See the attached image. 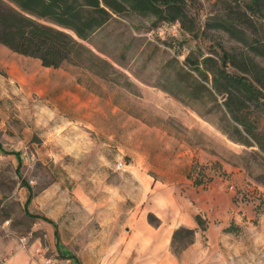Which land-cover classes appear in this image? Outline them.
Returning a JSON list of instances; mask_svg holds the SVG:
<instances>
[{
  "label": "rangeland",
  "instance_id": "1",
  "mask_svg": "<svg viewBox=\"0 0 264 264\" xmlns=\"http://www.w3.org/2000/svg\"><path fill=\"white\" fill-rule=\"evenodd\" d=\"M216 2L192 0L202 26ZM198 29L190 35L178 23L114 15L81 42L108 66L45 68L0 45V264H264V153L230 140L207 98L185 104L162 89L178 94L175 75L190 53L202 59L212 43L242 48L223 32L206 37ZM184 144L214 160L195 162L189 178L200 190L183 188L193 205L173 201L186 219L160 224L157 215L171 216L172 200L160 208L131 165L148 148ZM120 161L127 172L116 169ZM228 185L243 198L241 224L236 211L226 215ZM29 197L28 213L52 221L57 239L52 224L25 214ZM191 210L206 220L205 230L188 225ZM230 224L234 230L225 232ZM180 227L196 229L187 247L173 241Z\"/></svg>",
  "mask_w": 264,
  "mask_h": 264
},
{
  "label": "trees",
  "instance_id": "2",
  "mask_svg": "<svg viewBox=\"0 0 264 264\" xmlns=\"http://www.w3.org/2000/svg\"><path fill=\"white\" fill-rule=\"evenodd\" d=\"M191 4L192 0H0V45L39 60L45 68L57 69L64 64L85 67V62L92 60L108 66L81 42L88 41L114 15L127 12L153 18L156 25L178 23L190 35H195L199 27L206 37V31L223 32L242 48L229 51L212 43L210 55H201L202 59L190 53L175 75L178 94L162 89L185 104L207 98L213 109L222 113L228 129L221 131L230 140L258 147L264 153V65L258 61H264V0H217L218 10L203 26L191 11ZM179 93L185 99H180ZM11 154L19 157V153ZM23 186L28 189L27 183ZM239 192L233 197L237 206L243 200ZM29 201L30 197L24 205L25 214L52 224L57 239L52 221L28 213ZM195 221L206 229L201 215ZM233 225L224 231L232 232ZM195 234V228L180 227L173 241L179 239L187 247L194 242Z\"/></svg>",
  "mask_w": 264,
  "mask_h": 264
},
{
  "label": "crops",
  "instance_id": "3",
  "mask_svg": "<svg viewBox=\"0 0 264 264\" xmlns=\"http://www.w3.org/2000/svg\"><path fill=\"white\" fill-rule=\"evenodd\" d=\"M166 148L167 151L161 153H158V150L153 151L151 148L143 151L139 154L138 159H134V163L131 165V172L135 174L137 178L142 179L144 185L155 193V199L158 201L160 208L164 209L166 207L165 200H172V217L166 212H159L157 216L160 220V224H164L168 221H175L176 225H180L186 217L183 212L177 208L175 209V202L173 203V201H178V203H180L179 198H181L189 202L191 206L193 205L191 199H188L189 195L184 193V189L193 194H197L200 190V186L197 189L189 178L191 172L194 170L195 162L206 165L212 162L214 157L187 144ZM228 172L230 173L233 171L228 170ZM241 175L242 173L234 171L233 177L239 178ZM215 183H217V181H215ZM180 191L182 192L181 196L179 195ZM237 191H239V189H237ZM234 195V193L229 192V194L225 196V202L227 204L229 203L227 216L230 215V211L235 213L236 210H239V207L233 202ZM248 208L249 207L246 209ZM197 215H199L198 212L195 213L191 210V215L187 217L188 225L193 227L197 224L195 221ZM236 215L232 218L237 220L236 224H241V217L238 216L237 211ZM261 218L264 219V213L261 214ZM9 264H12V262L10 261Z\"/></svg>",
  "mask_w": 264,
  "mask_h": 264
},
{
  "label": "built area",
  "instance_id": "4",
  "mask_svg": "<svg viewBox=\"0 0 264 264\" xmlns=\"http://www.w3.org/2000/svg\"><path fill=\"white\" fill-rule=\"evenodd\" d=\"M129 167H130V165H128L125 161H120L116 165V169L119 171H123V172H127ZM228 191L231 193H234V194H237V192H238L234 185H228ZM39 251H40V249L38 248L37 252H39ZM46 262L49 263L50 260L48 259V260H46Z\"/></svg>",
  "mask_w": 264,
  "mask_h": 264
},
{
  "label": "water",
  "instance_id": "5",
  "mask_svg": "<svg viewBox=\"0 0 264 264\" xmlns=\"http://www.w3.org/2000/svg\"><path fill=\"white\" fill-rule=\"evenodd\" d=\"M72 35L76 38V36L74 34H72Z\"/></svg>",
  "mask_w": 264,
  "mask_h": 264
}]
</instances>
